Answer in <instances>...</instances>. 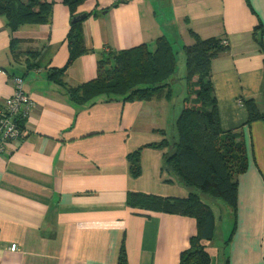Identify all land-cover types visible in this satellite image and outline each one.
Returning <instances> with one entry per match:
<instances>
[{
    "label": "crops",
    "instance_id": "crops-1",
    "mask_svg": "<svg viewBox=\"0 0 264 264\" xmlns=\"http://www.w3.org/2000/svg\"><path fill=\"white\" fill-rule=\"evenodd\" d=\"M47 1L45 25L11 34L0 18V106L12 94L13 76L23 79L33 102L24 138L0 156V264H117L120 250L126 264L179 263L196 234L195 220L145 217L126 202L130 193L188 196L180 184L166 182V150L153 145L180 112L185 70L179 63L185 68L183 48L193 34L228 43L211 63L210 81L220 128L241 134L247 162L235 178V226L220 218L205 246L211 264H264V124L245 125L243 106L253 99L264 112V0H85L74 16H87L79 25L86 52L65 69V86L93 80L107 55L153 49L162 37L175 52L176 70L170 101L80 105L48 78L68 61L71 14L63 0ZM136 151L140 173L133 179L128 156Z\"/></svg>",
    "mask_w": 264,
    "mask_h": 264
},
{
    "label": "trees",
    "instance_id": "trees-1",
    "mask_svg": "<svg viewBox=\"0 0 264 264\" xmlns=\"http://www.w3.org/2000/svg\"><path fill=\"white\" fill-rule=\"evenodd\" d=\"M85 0H63L71 19ZM52 2L47 0H0V18L11 34L24 26L45 25L50 18ZM80 23L70 26L66 35L69 57L63 69H51L48 78L62 86L75 104L85 102L122 100L149 102L154 99L170 101V78L176 70V55L165 38L156 40L153 49L146 45L109 54L98 66L103 74L78 87L63 83L65 69L73 59L85 54ZM193 43L183 48L185 84L181 92L180 112L176 122L165 131H158L164 139L153 147L165 152L162 173L166 182H176L188 191L186 198H162L130 193L127 206L145 217L151 213L187 217L195 220L196 234L189 238L178 264H211L205 243L212 241L215 227L222 217H216L217 204L234 214L238 190L235 178L247 168L244 141L237 129L222 131L210 81L211 63L227 46L217 39L201 40L194 34ZM14 49L18 40L12 39ZM15 53V50H12ZM97 71V72H98ZM241 103V102H240ZM246 110L245 125L264 124L253 99L243 101ZM169 132L170 135H169ZM130 176H139V152L128 156ZM216 204V205H215ZM217 211H222L217 208ZM228 243V242H227ZM225 245V244H224ZM117 264H126L120 250Z\"/></svg>",
    "mask_w": 264,
    "mask_h": 264
},
{
    "label": "built area",
    "instance_id": "built-area-1",
    "mask_svg": "<svg viewBox=\"0 0 264 264\" xmlns=\"http://www.w3.org/2000/svg\"><path fill=\"white\" fill-rule=\"evenodd\" d=\"M225 46L227 42H222ZM13 91L11 96L0 106V156L7 151L10 142L18 143L26 134L25 121L32 100L23 91V79L19 76L11 78ZM15 246L11 248L14 251Z\"/></svg>",
    "mask_w": 264,
    "mask_h": 264
},
{
    "label": "rangeland",
    "instance_id": "rangeland-1",
    "mask_svg": "<svg viewBox=\"0 0 264 264\" xmlns=\"http://www.w3.org/2000/svg\"><path fill=\"white\" fill-rule=\"evenodd\" d=\"M183 71L184 72V70H185V68H184V66H183V62H181V63H179V71ZM105 72V69L103 68V69H100L98 72H97V76H98V74L99 73H101V74H103ZM175 86H176V84H175ZM170 133L171 132H169V135H170ZM215 211H216V217H218V216H220L219 214H218V212H217V208H215ZM223 219H225V220H228L229 221V224H232V222H233V219H234V214H233V212L231 211V210H224L223 209V212H222V217H221V220H223Z\"/></svg>",
    "mask_w": 264,
    "mask_h": 264
},
{
    "label": "water",
    "instance_id": "water-1",
    "mask_svg": "<svg viewBox=\"0 0 264 264\" xmlns=\"http://www.w3.org/2000/svg\"><path fill=\"white\" fill-rule=\"evenodd\" d=\"M86 17L87 16L85 14L75 16L74 18L71 19L70 24L74 25V24L80 23V22L84 21L86 19ZM258 39L260 40V37H258Z\"/></svg>",
    "mask_w": 264,
    "mask_h": 264
}]
</instances>
